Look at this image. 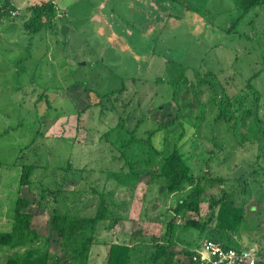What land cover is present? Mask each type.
Returning a JSON list of instances; mask_svg holds the SVG:
<instances>
[{
    "label": "rangeland",
    "instance_id": "374dc122",
    "mask_svg": "<svg viewBox=\"0 0 264 264\" xmlns=\"http://www.w3.org/2000/svg\"><path fill=\"white\" fill-rule=\"evenodd\" d=\"M9 1L16 10L2 17L0 0V232L26 198L39 236L18 252L47 250L54 207L91 216L100 193L114 220L98 225L88 264L141 230L133 264L147 263L165 232L175 264H186V250L218 231L221 200L244 211L230 244L264 250V0L244 16L236 0H51L56 14L32 38L29 8L49 0ZM131 132L128 159L151 160L135 167L132 187L116 186L109 175L127 170L116 147ZM175 143L197 175L169 191L151 173Z\"/></svg>",
    "mask_w": 264,
    "mask_h": 264
},
{
    "label": "trees",
    "instance_id": "16d2710c",
    "mask_svg": "<svg viewBox=\"0 0 264 264\" xmlns=\"http://www.w3.org/2000/svg\"><path fill=\"white\" fill-rule=\"evenodd\" d=\"M53 1H45L29 8L31 16L23 25V31L26 35L31 37L34 34H39L45 29V27L48 25L47 20L51 16H54L57 11ZM5 2L6 8L8 6V9L5 13L1 14L2 17L5 15H10L12 11L16 10L11 1L5 0ZM262 3L263 0L235 1L237 9L241 13L240 16H244L250 10L260 6ZM108 94L110 93L108 92L100 96L106 97ZM46 103L48 106V100H46ZM102 106L103 105H100V108ZM47 108L50 109V107ZM249 113L250 112L248 111V114ZM261 128L258 132V135L256 136L257 144H259L264 138V127L262 130ZM111 132L112 130L110 133H106L104 138L109 140ZM133 137L134 132H131L129 137L130 139H127L125 143H121L119 147H116L122 157L119 159L121 160L126 158V162L124 161V164L127 167L126 171L121 169V173H113L112 175H109V177L112 176V178L116 179L114 180L116 186L126 185L128 187H132V185L137 183L140 173L142 172L138 171V169L135 167L150 163L151 159L139 160L135 162L128 159L129 156L127 154L130 150H127L130 147L129 145L135 141ZM147 142H149V140ZM172 146L173 147L166 154H162L160 151L163 164L158 173L152 171L151 178L155 177L162 179L169 191H176L178 187L184 182L194 181L197 174H195L192 169L193 164L191 160L193 159V156H187L185 152H182L178 143H175ZM72 165L73 163L69 162L67 167L64 169L67 174H69L70 171L72 173L76 171L75 169H71ZM34 167L35 166L31 164L22 166L18 184L19 186H28L30 184V176L34 170ZM133 180L135 181L134 184H130V182ZM74 194H76V192H74ZM99 197L100 201L97 211L91 216H82L77 212H69L67 209H64L63 205L54 207L50 223V231L52 235L50 238L47 237L45 240L47 250H45V248L38 250L37 247L36 249L32 248V245L31 249H27V251L24 253L18 252V250H20L19 247L34 243L39 236L31 229L33 213L29 210H26L31 202L26 198L16 199L14 213L12 215L11 228L6 232H0V249L2 248L0 253L4 252V249H8L9 251L14 250V252L10 253L4 252L3 254L6 255H0L2 257L6 256L4 264H88L89 250L95 243L98 225L100 223L108 222L111 219L114 220V216L108 211L104 194L100 193ZM70 202L71 208H75V206L79 204L77 201L74 202V200H71ZM218 204L219 207L216 213L218 231L216 233L208 234L209 236H207L208 239L206 240H213L215 242H219L220 245L224 247H230L236 250L259 248L260 250L257 251V254H259V252L263 249L262 247L238 248L230 244L233 240V236L231 237L230 235L236 233L242 224L244 218L243 209L240 206H236L232 200H221L218 202ZM189 208L198 211L197 205L190 204ZM192 225L197 227L198 222H193ZM145 233L146 231L142 230L136 231L134 233L132 232L130 239L127 240V242L110 243L104 264H133V257L137 256V252L134 253V251H137V249L135 247L136 244L131 240L142 237V235ZM52 237L54 239H52ZM169 238L166 232L161 236V241H156V239L153 238V253L150 254L148 261L145 264H175L174 254L169 253L167 247L170 243V240H168ZM50 243L55 244L54 251H52L53 248H49ZM145 248L147 247H144V249ZM194 248L186 250L187 258ZM56 249L59 251V253H56Z\"/></svg>",
    "mask_w": 264,
    "mask_h": 264
},
{
    "label": "built area",
    "instance_id": "2783aa9c",
    "mask_svg": "<svg viewBox=\"0 0 264 264\" xmlns=\"http://www.w3.org/2000/svg\"><path fill=\"white\" fill-rule=\"evenodd\" d=\"M259 250H236L213 240H204L192 250L186 264H264V250L257 254Z\"/></svg>",
    "mask_w": 264,
    "mask_h": 264
},
{
    "label": "water",
    "instance_id": "95a60500",
    "mask_svg": "<svg viewBox=\"0 0 264 264\" xmlns=\"http://www.w3.org/2000/svg\"><path fill=\"white\" fill-rule=\"evenodd\" d=\"M65 30H67V29H66V27L63 26V27L61 28V34H64V31H65Z\"/></svg>",
    "mask_w": 264,
    "mask_h": 264
}]
</instances>
